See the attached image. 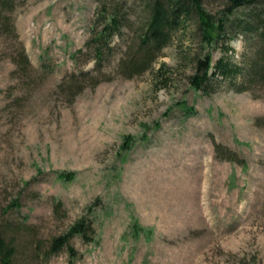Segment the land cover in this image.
Returning <instances> with one entry per match:
<instances>
[{"label":"rangeland","instance_id":"rangeland-1","mask_svg":"<svg viewBox=\"0 0 264 264\" xmlns=\"http://www.w3.org/2000/svg\"><path fill=\"white\" fill-rule=\"evenodd\" d=\"M6 1L0 216L18 264H264V77L251 89L227 81L212 93L195 90L178 62L177 44L182 55L187 44L178 32L153 64L172 67L168 87L152 69L116 74L118 48L105 59L110 77L92 86L79 70L94 66L85 42L99 7L126 3L138 26L140 0ZM222 3L204 0L214 11ZM230 42L233 60L248 67L259 39ZM82 216L93 221L92 240L75 235L49 259L30 258ZM135 220L151 233L134 235Z\"/></svg>","mask_w":264,"mask_h":264},{"label":"trees","instance_id":"trees-1","mask_svg":"<svg viewBox=\"0 0 264 264\" xmlns=\"http://www.w3.org/2000/svg\"><path fill=\"white\" fill-rule=\"evenodd\" d=\"M140 1L144 4L145 18L138 26L132 16L133 10L126 3L104 2L99 7L90 37L85 42V47L92 49L94 66L79 70V77L89 76L94 79L92 86L110 77L104 70L105 59L118 48L120 54L114 66L116 74L133 76L152 69L155 83L168 87L171 79L168 70L172 67L165 61L157 68H153V64L163 55L164 48L173 43L178 32L186 37L187 43L183 55V42L177 44L178 62L179 59L183 60L186 67L190 68L186 78L195 90L212 93L221 87L219 82L227 81L229 87L235 90L251 89L249 82L254 81L256 76L260 79L264 77V0H223L221 7L215 11L206 7L204 0ZM5 3L6 0H0V5L4 6ZM238 35L246 39H259L255 57L248 67L233 60L235 49L230 40ZM217 50L221 55L215 59ZM79 52H82V49ZM21 58L22 62L30 64L24 51ZM73 59H76V54ZM75 74L74 72L73 77ZM79 81L77 79V82ZM125 141L124 149L132 140L127 138ZM56 172L58 177L63 179L74 177L73 171ZM3 227L0 216V264H18L15 237L7 236ZM92 231L93 221L82 216L67 232L53 237L46 245L34 246L30 258L36 261L41 255L47 260L64 247H70L72 236L79 235L92 240V236L89 237ZM132 231L134 235H139L141 232L151 233V228L135 220L132 223Z\"/></svg>","mask_w":264,"mask_h":264}]
</instances>
